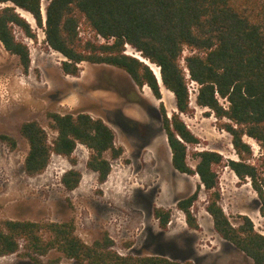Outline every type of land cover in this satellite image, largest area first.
I'll return each mask as SVG.
<instances>
[{
	"label": "trees",
	"instance_id": "trees-1",
	"mask_svg": "<svg viewBox=\"0 0 264 264\" xmlns=\"http://www.w3.org/2000/svg\"><path fill=\"white\" fill-rule=\"evenodd\" d=\"M0 41L5 49L17 55L24 70L31 66L27 44L19 41L15 27L27 37L35 38L32 24L18 9L30 13L38 27H44L50 48L64 56L65 74L77 76L80 64H107L127 72L135 84L148 85L153 94L162 97L161 84L153 70L128 53V47L160 69L163 86L174 94L177 111L169 116L162 106V121L172 152L174 168L184 174L198 175L200 184L192 195L178 201L187 225H200L192 207L201 186L209 192L206 210L215 231L234 244L253 264H264V234L255 230L248 217L238 227L229 220L221 205L216 167L225 164L242 182L247 179L257 192L260 212L264 215V169L250 162L252 145L245 137L264 147V0H50L46 16L42 0H0ZM87 24L95 39H83L81 24ZM46 24V25H45ZM104 39V42L99 40ZM188 50L189 54L184 55ZM188 70V72H187ZM189 81L198 85L196 103L207 108L232 138L238 159H225L213 150L195 153L198 163L188 162V146L200 143L182 118L191 112ZM225 100L227 106L222 103ZM56 137L36 120L23 122L20 133L29 149L24 171L29 176L42 173L52 155L71 157L84 145L91 153L87 167L104 183L112 170L110 159L118 158L123 148L115 145L114 130L102 119L86 112L50 113ZM0 140L17 145L9 135ZM82 174L70 169L62 183L68 190L78 187ZM154 216L163 229L172 220V211L154 208ZM38 261L50 250H59L66 258L88 264H191L160 255H123L113 249L108 237L84 242L75 234L73 222H37L7 219L0 222V256L19 251Z\"/></svg>",
	"mask_w": 264,
	"mask_h": 264
},
{
	"label": "rangeland",
	"instance_id": "rangeland-1",
	"mask_svg": "<svg viewBox=\"0 0 264 264\" xmlns=\"http://www.w3.org/2000/svg\"><path fill=\"white\" fill-rule=\"evenodd\" d=\"M50 0H42V13ZM5 4L0 3V7ZM19 12L32 24L36 37H27L15 27L19 41L27 44L31 66L26 72L17 55L10 54L0 41V135L13 137L11 147L0 140V222L7 219L45 222H73L75 234L84 242L108 236L113 249L123 255H164L191 264H253L234 244L214 229L206 210L209 192L200 188L192 210L200 228H190L184 213L178 209L180 199L198 190V175L177 171L162 121V106L169 116L177 111L174 94L161 84L158 99L148 85L135 84L131 76L107 64H80L79 75L64 73V56L49 47L44 27L36 25L33 16ZM83 39H95V33L82 23ZM101 42L104 39L99 37ZM129 54H138L128 47ZM189 54L186 50L184 55ZM157 67V66H156ZM159 68V67H158ZM188 72V70H187ZM160 82L161 77H160ZM191 112L182 118L200 143L188 146V162L195 168L198 151L213 150L225 159H238L231 135L221 128L227 119L208 114L197 105L198 85L189 81ZM227 106V102L221 99ZM86 112L102 118L115 132L116 147L123 148L120 157L110 159L112 170L104 183L87 167L90 149L78 145L71 157L52 155L48 167L29 176L24 171L28 143L20 133L23 122L38 121L56 137L50 113ZM253 148L250 159L264 169V147L246 136ZM82 174L77 188L68 190L62 183L66 171ZM221 205L231 223L238 227L244 217L250 218L255 230L264 234V215L260 200L249 179L240 181L225 164L216 167ZM172 211V220L163 229L154 216V208ZM22 244L18 252L0 256V264H88L66 258L52 249L38 261L26 256Z\"/></svg>",
	"mask_w": 264,
	"mask_h": 264
},
{
	"label": "bare ground",
	"instance_id": "bare-ground-1",
	"mask_svg": "<svg viewBox=\"0 0 264 264\" xmlns=\"http://www.w3.org/2000/svg\"><path fill=\"white\" fill-rule=\"evenodd\" d=\"M136 56L141 57L139 54H136ZM143 60H145V59H143ZM145 61H146L147 63H149V64L152 66V68L155 70V72H156L158 78L160 79L161 76H160V73H159V68L156 67V65L150 63L148 60H145ZM159 81H160V80H159ZM160 83L162 84V81H161Z\"/></svg>",
	"mask_w": 264,
	"mask_h": 264
},
{
	"label": "water",
	"instance_id": "water-1",
	"mask_svg": "<svg viewBox=\"0 0 264 264\" xmlns=\"http://www.w3.org/2000/svg\"><path fill=\"white\" fill-rule=\"evenodd\" d=\"M23 16V15H22ZM46 25V24H45ZM133 56H135V57H137V58H139L141 61H143L145 64H147L148 66H150V68L153 70V72L155 73V75L157 76V74H156V72H155V70L152 68V66L149 64V63H147L145 60H147V59H145L144 57H142L140 54V56L141 57H139V56H136V55H134V54H132ZM143 59H145V60H143ZM151 63V62H150ZM159 73H160V69H159ZM160 76H161V73H160ZM158 77V76H157ZM159 79V78H158ZM160 82V81H159ZM161 84V83H160Z\"/></svg>",
	"mask_w": 264,
	"mask_h": 264
},
{
	"label": "flooded vegetation",
	"instance_id": "flooded-vegetation-1",
	"mask_svg": "<svg viewBox=\"0 0 264 264\" xmlns=\"http://www.w3.org/2000/svg\"><path fill=\"white\" fill-rule=\"evenodd\" d=\"M147 255H156V254H145V255H140V256H147ZM160 256H164V255H160ZM165 257H167V256H165Z\"/></svg>",
	"mask_w": 264,
	"mask_h": 264
},
{
	"label": "built area",
	"instance_id": "built-area-1",
	"mask_svg": "<svg viewBox=\"0 0 264 264\" xmlns=\"http://www.w3.org/2000/svg\"><path fill=\"white\" fill-rule=\"evenodd\" d=\"M193 82V81H192ZM193 83H195V82H193Z\"/></svg>",
	"mask_w": 264,
	"mask_h": 264
}]
</instances>
